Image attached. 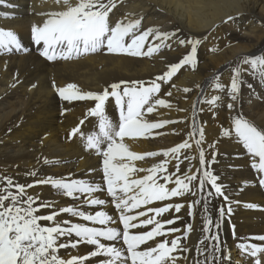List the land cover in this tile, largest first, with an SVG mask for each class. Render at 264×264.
<instances>
[{
    "label": "bare ground",
    "instance_id": "obj_1",
    "mask_svg": "<svg viewBox=\"0 0 264 264\" xmlns=\"http://www.w3.org/2000/svg\"><path fill=\"white\" fill-rule=\"evenodd\" d=\"M61 10L63 6L55 4L54 0H0V28L15 32L27 48L26 52H0V191L7 188L5 178H11L14 184L25 185L35 184L37 179L46 176L100 185L103 191L92 194V198L104 199L106 203L103 206L83 203L89 199L87 194L76 193L74 197H64L46 185L29 188L27 191L33 195L39 194L41 199L56 205L57 209L73 207L84 211L86 215L104 211L113 217L110 226L122 231L119 212L107 195V186L103 180V156L86 147L87 135L98 131V118L87 115L95 102L62 100L56 89L71 83L77 85L81 93H99L112 83L134 80L142 81L147 86L156 76L166 72L169 65L178 63L190 52L191 46L187 43L181 45L180 40L198 39L200 44L197 46L195 67L184 65L167 83L158 81L161 89L153 99H164L170 107L155 105L154 111L145 113L143 117L148 122L171 123L146 132L144 137H125L123 141L135 154H161L154 157L145 155L143 160L122 162L145 169L130 174V179L142 178L148 174L147 169L165 161L167 172L157 174L158 183H164L162 177L168 174H174L173 179L176 176L182 178L185 172L201 175L195 144L199 136L189 139L195 116L197 125L203 128L205 134L201 148L211 165L208 170L219 177L218 183L223 185L228 201L217 196L211 185L206 183L203 190L193 188L195 195L188 193L168 201L142 206L137 213L166 204L184 205L179 213L173 208L160 217L151 212L148 216L160 221L175 219L174 224H165L164 230L167 232L171 228H178L180 231L168 237H157L156 240L179 237L181 247L189 251L174 252L176 264H195L197 259L203 258L196 251L199 241L205 235L202 232V217L211 216L215 224L218 210L223 208L227 212L231 207V215L220 220L219 229L213 224L211 231L219 236V240L213 243H219L223 250L230 252L231 261L224 264H252V258L242 253L237 246L241 243H256L264 247V242L252 239L264 235V188L259 185V174L251 167L254 158L238 142L234 133L231 137H222L221 132L230 130L232 119L237 115H242L264 129V81L258 75H253L247 66L240 65L245 69L241 75L242 84L237 100L231 101L227 91H217L212 87V78L218 75L220 83L227 88L232 69L243 57L264 55V0H116V7L110 13V24L113 26L117 21L141 19L140 32L156 28L161 33L175 35L164 41L160 51L151 57L112 54L102 49L79 57L74 55L70 60L58 57L49 61L39 55L37 49L42 45L36 46L32 42L31 28L33 25H41L48 18L41 13ZM229 16L233 19L224 23ZM159 43L154 36H149L142 51H146L149 45ZM185 88L189 91L184 92ZM169 92L171 95H168ZM213 95L221 97L215 106L200 103ZM228 103L234 104V110H229ZM105 111L118 124L119 109L115 106L114 98L110 97L106 102ZM74 128H79V131L69 138ZM185 140L189 141L191 147L182 149L178 159L171 154L168 157L162 155L165 150ZM213 144L215 149L210 147ZM213 151L216 153L215 161L212 160ZM255 159L258 162V158ZM177 163L179 172L176 170ZM31 172H35L36 176L29 175ZM193 185H198V181H194ZM166 186L175 187L173 183ZM9 190L15 193V188ZM205 200L209 202L208 212L204 210ZM193 201L199 203L194 205L193 214L189 216L187 205ZM246 204L256 207L247 208ZM51 211L45 210L46 213ZM147 218L141 216L132 223ZM57 219L84 223L87 227H104L66 213ZM41 223L46 225L48 222ZM188 225H191V231L186 232ZM151 228L152 225L138 227L131 234L146 232ZM61 239L71 243L78 238L73 235ZM102 242L116 247L122 245L120 240ZM153 244V241H148L141 248ZM91 248L79 244L76 248L61 249L59 254L68 259L85 255ZM104 259L93 257L85 264H101Z\"/></svg>",
    "mask_w": 264,
    "mask_h": 264
},
{
    "label": "snow or ice",
    "instance_id": "obj_2",
    "mask_svg": "<svg viewBox=\"0 0 264 264\" xmlns=\"http://www.w3.org/2000/svg\"><path fill=\"white\" fill-rule=\"evenodd\" d=\"M57 5H62L63 10L41 13L48 18L41 25H33L31 28V40L38 47L39 55L49 61L58 57L70 60L75 55L79 57L88 53H96L106 49L107 53L125 54L135 57H151L160 51L164 41L171 38L175 33H161L156 28H148L140 32L141 19L117 21L113 26L110 24V13L116 7V0H54ZM12 7V5H8ZM125 19H127L125 17ZM233 17L229 16L224 21L227 23ZM149 36H154L161 43L149 45L146 51H142ZM127 38V39H126ZM187 43L191 50L178 63L168 66V70L162 75H158L152 81L145 83L142 81H121L112 83L102 92L81 93L75 84H67L65 87L57 88L56 91L62 100L71 102L72 100H91L95 106L88 110L87 115L98 118V131H93L86 137V147L94 149L103 156V180L106 184L107 195L111 197L116 210L119 212V223L123 226L122 231L110 225L113 217L104 211H96L94 215H86L84 211H78L73 207H60L41 199L39 194H30L27 189L39 185L49 186L55 192L64 197H74V194H87L89 199L83 203L89 205L103 206L104 199L92 198V194L103 191L100 185L88 184L83 180L57 179L46 176L37 179L35 184H14L11 178H5L7 188L0 191V264H85L93 257H104L101 264H176L177 257L174 252H187L189 249L181 247L179 237L172 239L156 240L157 237H168L171 233L180 229L171 228L167 232L164 230L165 224L172 225L175 219L166 221L156 220L148 213H154L156 217L175 209L180 212L184 205L180 203L166 204L161 207L148 208L134 215H128L133 209L151 205L155 202L168 201L174 197L184 196L191 193L194 187L203 190L205 184L211 185L217 196H222L225 202L228 196L223 191V185L218 183L219 177L208 170V163L205 153L201 148L204 141V130L196 123L195 116L192 122V131L189 139H195L197 151L199 153V164L202 169L201 175L197 176L190 172H185L181 176L174 174L164 175V183L157 182V174L167 172V161L157 164L147 169V175L142 178L130 179V174L145 169H138L130 163L122 161L143 160L146 156L154 157L161 153L148 152L138 155L130 151L123 143L125 137H144L146 132L152 129L162 128L168 122H148L144 120L145 113H152L154 106L170 107L164 99H153L160 92L161 83H167L184 65L197 63L196 53L200 40L189 39L180 40V44ZM26 52L27 48L22 44L18 35L11 31L0 28V52ZM240 65H245L253 75H258L264 81V55L243 57L240 63L232 69L230 85L226 88L220 83L218 75L212 78V87L217 91H227L228 98L236 101L241 88V75L245 71ZM123 86V87H122ZM55 87V84L53 85ZM109 88L111 89L109 91ZM189 89L185 88L184 92ZM168 95H171L169 92ZM114 98L115 106L119 109L118 124L110 119L106 114V102L109 98ZM221 97L213 95L209 99L201 100L200 103H207L215 106ZM147 106V107H146ZM195 109V104H194ZM229 110H234V104L228 103ZM83 123V120L81 121ZM79 128H74L69 133L72 138ZM235 138L247 150V153L254 158L251 167L259 174V185L264 188V129L259 128L242 115L233 117L231 128L221 132L222 137ZM188 140L179 145L165 150L162 155L168 157L170 154L178 159L182 149L190 148ZM215 149V144L210 145ZM216 153L213 151L212 160L215 161ZM187 158V157H186ZM258 158V162L256 159ZM177 172L180 171L179 163L176 165ZM36 176L35 172L29 173ZM198 181V185H193ZM173 183L175 187L168 188L166 185ZM15 188V193L9 189ZM131 193V195H130ZM77 199L79 197H76ZM199 201L188 204V215L191 216L192 208ZM208 201H204V210L208 212ZM247 208H255L256 205L246 204ZM51 209L50 213L45 210ZM71 214L85 222L104 227H87L84 223H70L67 219H57L62 214ZM232 213L231 207L227 212L223 208L218 210V219L214 224L209 215L202 217L204 223L202 232L205 233L196 247L202 259H197L195 264H224L230 262V252L223 250L219 243V236L211 231L220 228V220ZM148 218L138 221L139 217ZM41 222H48L46 225ZM152 225L151 230L139 234H130V229L137 227H147ZM233 225V229H234ZM191 231L188 225L186 232ZM78 238L75 242L63 241V237ZM186 239V236L184 237ZM255 241L264 242V235L252 237ZM122 241L120 247L106 245L102 241L116 242ZM148 241H153V245H147ZM208 243H205V242ZM79 244L92 246L85 255L72 256L64 259L59 254L61 249L68 247L76 248ZM203 245V247H201ZM242 253L252 258V264H264V247L256 243L239 244L237 246Z\"/></svg>",
    "mask_w": 264,
    "mask_h": 264
}]
</instances>
